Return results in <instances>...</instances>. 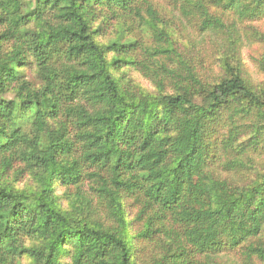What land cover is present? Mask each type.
<instances>
[{"label":"trees","instance_id":"obj_1","mask_svg":"<svg viewBox=\"0 0 264 264\" xmlns=\"http://www.w3.org/2000/svg\"><path fill=\"white\" fill-rule=\"evenodd\" d=\"M262 20L264 0H0V264H138L141 240L149 264H264V79L242 59Z\"/></svg>","mask_w":264,"mask_h":264},{"label":"rangeland","instance_id":"obj_2","mask_svg":"<svg viewBox=\"0 0 264 264\" xmlns=\"http://www.w3.org/2000/svg\"><path fill=\"white\" fill-rule=\"evenodd\" d=\"M24 1H31L33 2V0H24ZM157 2L163 6V0H157ZM175 23L178 24V22L175 20ZM108 25V24H106ZM262 34H264V20H262L260 23L256 24L255 26ZM114 28H115V24L112 25V27H109L108 30L103 34V36L101 38H99V40L102 43H106L107 41L112 40L115 35L112 33L114 32ZM189 29V28H188ZM187 30V29H185ZM188 35H193L187 31H180L179 33H176V36H179L180 38H182L183 40L186 39V37ZM264 52V43L261 41H253L251 43H246L244 45V47L242 48V59L243 62L245 63V66L247 67V69L251 72L252 76L254 77L255 80H260V79H264V75L259 72L258 70V63L256 59H259L261 57V55ZM34 68H28L25 70V75L27 76V78H29L30 80H36L35 78V74H34ZM127 73V77L126 78H130L132 79L134 82H136L137 84H139L140 86H142L145 90L148 91H153V86L152 84L149 82V80H147L146 78H144L142 76L141 73H139L138 71L134 70V69H128ZM8 97H11V94L7 95ZM257 159V163L260 164H264V154H262L261 156L256 157ZM225 176V174H223ZM252 175L250 174L249 177H251ZM8 181H11L12 183L14 182L15 185L17 187H24L27 184H32V178L30 174H25L22 178L19 177L18 175H15L12 172H9L8 174ZM63 187H60L57 189V193H61L63 192V189H61ZM65 204V203H64ZM124 207H125V215L127 220L129 221V226H130V230L131 232H136V230H140L141 225H142V221H140L139 219H137V211L139 209V207L137 205H135L131 199L125 200L124 201ZM141 247L143 248V251L139 252V257L138 258V264H149L150 260H151V252H150V248L148 246H145V244L138 241L136 242V246L134 247V249H141ZM220 264H244L243 259L240 258V256L236 253H230L227 255H223L222 258L220 259Z\"/></svg>","mask_w":264,"mask_h":264}]
</instances>
